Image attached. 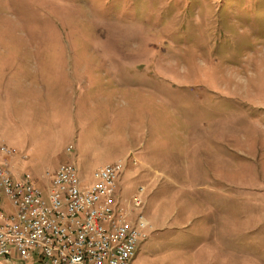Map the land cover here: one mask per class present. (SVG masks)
<instances>
[{
  "label": "rangeland",
  "instance_id": "1",
  "mask_svg": "<svg viewBox=\"0 0 264 264\" xmlns=\"http://www.w3.org/2000/svg\"><path fill=\"white\" fill-rule=\"evenodd\" d=\"M0 142L45 199L124 161L130 264H264V0H0Z\"/></svg>",
  "mask_w": 264,
  "mask_h": 264
},
{
  "label": "built area",
  "instance_id": "2",
  "mask_svg": "<svg viewBox=\"0 0 264 264\" xmlns=\"http://www.w3.org/2000/svg\"><path fill=\"white\" fill-rule=\"evenodd\" d=\"M15 155V149L0 142V261L130 264L147 237L148 221L139 213L131 217L141 206L139 194L131 208L124 205L118 183L124 161L97 168L87 181L76 161L63 162L47 173L45 199L38 179L16 170Z\"/></svg>",
  "mask_w": 264,
  "mask_h": 264
},
{
  "label": "crops",
  "instance_id": "3",
  "mask_svg": "<svg viewBox=\"0 0 264 264\" xmlns=\"http://www.w3.org/2000/svg\"><path fill=\"white\" fill-rule=\"evenodd\" d=\"M18 122V121H16ZM25 130H23L21 127L15 128V133H14V138L17 139V141H21L22 140V136L25 135L26 132H24Z\"/></svg>",
  "mask_w": 264,
  "mask_h": 264
}]
</instances>
